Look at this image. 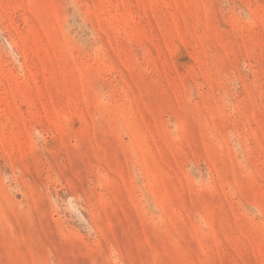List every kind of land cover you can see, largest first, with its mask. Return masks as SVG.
Wrapping results in <instances>:
<instances>
[{"label":"rangeland","instance_id":"1","mask_svg":"<svg viewBox=\"0 0 264 264\" xmlns=\"http://www.w3.org/2000/svg\"><path fill=\"white\" fill-rule=\"evenodd\" d=\"M0 264H264V0H0Z\"/></svg>","mask_w":264,"mask_h":264}]
</instances>
